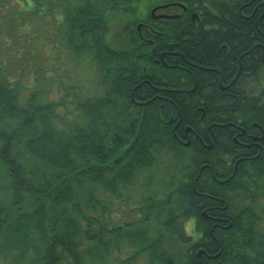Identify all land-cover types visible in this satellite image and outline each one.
Instances as JSON below:
<instances>
[{
  "label": "trees",
  "instance_id": "1",
  "mask_svg": "<svg viewBox=\"0 0 264 264\" xmlns=\"http://www.w3.org/2000/svg\"><path fill=\"white\" fill-rule=\"evenodd\" d=\"M14 1L0 0V18L13 31L38 32L47 18H60L63 44L90 61L97 83L93 95L74 84L53 98L51 84L41 88L34 76L37 88L26 92L0 55V261L189 264L176 260L196 256L188 243H213L208 264H264V143L235 170L244 151L232 148L230 125L253 132L257 122L264 130V0H161L186 11L170 8L179 16L159 22L156 36L138 31L154 7L144 9L148 0ZM122 16L128 20L112 45L110 22ZM215 33L227 47L203 44ZM170 48L196 65L219 64L227 49L249 53L236 63V83L222 90L157 63ZM179 113L186 115L176 133L169 120ZM187 126L211 147L195 136L182 145L177 137ZM195 191L222 196L227 207L216 217L228 219L224 228L193 237L184 226L205 220L208 206Z\"/></svg>",
  "mask_w": 264,
  "mask_h": 264
},
{
  "label": "flooded vegetation",
  "instance_id": "2",
  "mask_svg": "<svg viewBox=\"0 0 264 264\" xmlns=\"http://www.w3.org/2000/svg\"><path fill=\"white\" fill-rule=\"evenodd\" d=\"M174 7H178L180 9H183L186 11V9L181 6V5H175V4H171L169 7L166 8H162V9H158L156 11L155 15H150V17L148 19H144L143 22H140L138 25V31L139 33L142 32V29L147 28L151 31V33L156 36L158 34V29L159 28V22L164 21V20H171V19H175L178 16L174 17V18H164V17H160V14H164V15H171L172 12L170 11V8H174ZM154 8V7H153ZM152 8V9H153ZM178 12L180 13V10H178ZM193 20H197L198 18H194L192 16ZM221 19V18H219ZM228 19V18H226ZM206 27V26H205ZM218 28H216L217 32ZM208 38H205L203 40V44L207 43L208 45L212 46L213 49H218L219 48V33H215V34H208ZM224 35V33H223ZM144 41V39H143ZM185 44V41H183ZM176 43H179L178 41ZM172 44V43H171ZM218 45V47H217ZM227 47L226 43H222L220 44V48H225ZM249 51H246L245 53L241 54L239 57H237L235 51L231 50V49H227L223 54H221V58L219 59V64H216L215 62L210 63L209 64H194L190 61H188L185 57V55L183 54V51L180 49H165L161 51V54L158 55V59L156 60L157 63H159L161 60L162 62L169 68H176V69H180V71L186 72L184 73L185 76H190L193 79V83L196 86V79L197 77L199 78V82L202 84V86L205 87H220L222 90H225L227 88L232 87L235 83L237 78L241 75V71L238 70V72L236 71V63L237 62H241L242 57L246 54H248ZM220 56V55H218ZM216 56V57H218ZM250 59L251 58H247L246 59V63L249 65L250 64ZM216 62H218V60H216ZM196 72V74H195ZM248 78V77H246ZM185 84H187V82H185ZM189 91H191V93H188ZM194 91V89L191 90H187V89H183L181 90L180 94H184V93H188V94H192ZM179 92V91H178ZM158 98L160 99H165L166 97L162 94V91H159ZM142 103V102H141ZM185 113H179V121H174V117H171L170 123H173V131L176 133L179 130L181 133V124H182V117L185 116ZM205 114H202V117ZM194 116H197V114H195ZM199 119V118H198ZM199 123H201V121H198ZM212 125H216V124H211L208 129H207V135H209V130L211 128ZM230 125L234 126V136L232 137L233 142L235 143V146H232L233 149L237 148L241 149L244 151V154L241 155V157L236 161V163L234 164L235 170H237V164L240 161H244L247 160L248 158L255 160L260 154L261 150H262V144L264 143V130L257 124V122H254L253 125L256 128V130H254L253 132H248L245 128H242L240 125L234 124L233 122L230 123ZM190 136H195L198 137L200 140V143L202 145L207 146V148L211 147V142L208 143L207 142V138H204L202 135H198L197 132H195L190 126H187L184 129V135H179L177 137V140L182 144V145H187L186 143L188 141H190L191 144V138ZM214 138L215 135L213 134ZM189 144V145H190ZM245 150H252L253 153L247 154V152H245ZM259 152L257 155L255 152ZM233 162V160H231V163ZM207 164H203L201 166L202 169L205 168ZM220 182V181H218ZM222 183V182H220ZM193 195H196L197 197L202 199V204L207 205L208 207L202 212L203 217L205 218V220H202L201 222H198L196 220V218H191L188 221H185L184 226L188 229V230H192L193 231V237H198V236H203V233L209 231V232H213L215 229L217 228H224L225 227V222L228 220L226 218H219L216 217L217 212L219 210H224L226 209V207H223L222 204L224 203V199L222 198V196L220 194H216L215 192H205V191H195L193 193ZM211 214V215H210ZM213 243H188V247L191 248H197L196 249V256H191V257H176V260H189V264H201L202 260V264H208L207 260L209 259V257H211L210 255H208L206 253L205 249L209 248V245H212ZM191 254H193V250H190ZM206 255L207 257L205 258ZM212 258V257H211ZM215 258V257H213ZM206 259V260H204ZM254 259V258H253ZM135 261V264H144L143 258L141 257H135L133 259ZM166 262H170L172 260L171 257H168L166 259H164ZM255 260V259H254ZM250 264H260V263H250ZM263 264V263H262Z\"/></svg>",
  "mask_w": 264,
  "mask_h": 264
},
{
  "label": "rangeland",
  "instance_id": "3",
  "mask_svg": "<svg viewBox=\"0 0 264 264\" xmlns=\"http://www.w3.org/2000/svg\"><path fill=\"white\" fill-rule=\"evenodd\" d=\"M143 3L144 9H147V6H157L162 4V1L148 0ZM15 4L23 7L24 2L15 0L13 5ZM126 20H128L126 16L111 20V28L107 36L110 44H119H115L119 36L118 26ZM62 25L60 18L49 17L38 32L31 26L27 31L23 29L13 31L10 25L0 18V55L8 63L12 76L16 80L24 79V84L30 87L26 92L37 88L36 77H38L41 88L51 84L49 97L61 96L65 88L74 84L79 85L85 94L93 95L97 76L86 57L75 58L66 49L63 44ZM34 76L36 77L33 78ZM128 211L130 212L125 213V210H121V216L132 218L133 212ZM118 218L119 215L116 216V219ZM0 264H9V261H0Z\"/></svg>",
  "mask_w": 264,
  "mask_h": 264
},
{
  "label": "water",
  "instance_id": "4",
  "mask_svg": "<svg viewBox=\"0 0 264 264\" xmlns=\"http://www.w3.org/2000/svg\"><path fill=\"white\" fill-rule=\"evenodd\" d=\"M167 6H168V5L157 6V7H155V8L152 10V15H155V13H156V11H157L158 9H160V8H164V7H167ZM160 17H164V18H174L175 16H174V15H172V16H170V15H161ZM193 17L196 18L197 15L194 14ZM186 144L189 145V144H190V141H188Z\"/></svg>",
  "mask_w": 264,
  "mask_h": 264
}]
</instances>
